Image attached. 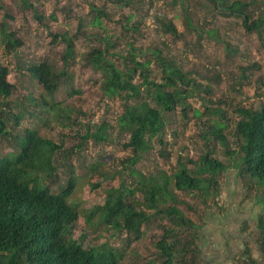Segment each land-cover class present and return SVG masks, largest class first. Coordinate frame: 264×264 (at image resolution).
I'll use <instances>...</instances> for the list:
<instances>
[{
  "label": "trees",
  "instance_id": "trees-1",
  "mask_svg": "<svg viewBox=\"0 0 264 264\" xmlns=\"http://www.w3.org/2000/svg\"><path fill=\"white\" fill-rule=\"evenodd\" d=\"M101 1L114 6H129L132 0ZM171 1L173 5L181 6L184 14L174 18L179 16L182 19L185 31H204L201 25L196 27L192 17L186 14L185 0ZM205 1L210 4L206 9L211 13L238 19L245 31L256 32L258 38H263L264 12L256 11L258 0ZM17 8L24 10L32 6L27 0H19ZM89 8L92 14L90 24L101 28L108 12L94 4ZM2 11V21L12 18L8 9ZM32 12L36 22L47 30L49 44L64 46L59 55L62 66L58 70L45 56L35 62H23L19 53L23 45L21 39L7 31V25L0 21V141L11 149L10 152H0V264H132L128 262L134 249L132 245L143 236L142 227L150 223H154L161 234L151 248L152 254L145 258L146 264H201L199 241L208 224L205 223L206 200L219 194V181L228 170V166L217 157L218 145L230 159L229 165L237 168L238 177L243 180V190L249 192L255 186L261 188L255 191L253 202L260 206V210L264 206V102L258 108L230 103V109L226 111L209 106L204 112L193 110L195 116L205 117L197 134L203 145L200 142L201 147H198L196 140L192 142V147L199 148L200 153L188 156L184 161L179 156L170 174L161 169L145 174L138 163L152 150V140L162 133L165 116L179 111L183 119L187 118L190 107L187 100L205 91L201 97L204 101V97L210 94V86L189 79L177 66L176 59L163 57L158 47L145 51L153 56L161 69L160 74L150 69L152 60L137 59L138 55L142 57V48L125 43L127 51L123 53L117 50L119 44L112 36H100L94 39V45L80 60L83 67L99 73L104 97L123 100V110L116 123L119 133L128 134L122 147L129 154L120 161V167L113 170L106 168L108 157L92 158L75 166L65 160L58 145L40 136L36 128L21 129L18 131L21 135L13 132V127L17 128L22 119L33 116L27 110H18L16 103L9 99L15 84L8 78L16 72V85L27 78L41 87L43 94L38 100L40 107L46 108L43 114L62 128L76 129L80 144L91 141L99 145L112 141L106 134L107 123L95 126L92 131L78 117L69 120L71 124H65L67 118H57L59 105L53 102L52 96L75 61L76 37L67 31L49 29L45 23L56 21L54 14L44 20L34 8ZM132 18L131 13L125 16L120 30L123 36L133 39L135 34L140 35V29L130 24ZM154 24L159 36H170L174 40L180 37L173 18L157 14ZM7 57L15 60L13 69L7 60L6 63L3 60ZM263 95L264 92L260 94ZM13 110L15 113L11 112ZM229 111L232 113L230 118H237L236 121L229 118ZM47 123L43 124L46 126ZM231 123L233 126L229 127ZM175 130L171 133L173 138L178 135ZM57 166L61 167V172L67 171L60 180L54 172ZM101 182L110 184L103 191V203L83 211L78 202H73L81 183L94 190L100 188ZM176 192L195 193L201 198L205 206L204 217L192 207L181 209ZM222 210L218 207L217 213ZM190 211L197 216L199 223L189 216ZM80 219L92 231L99 228L100 232H107L112 237L120 234L119 244L112 246L106 242L99 248H84L73 239L74 226ZM252 222L256 225V256L247 248L238 260L242 264H264V213H257ZM246 223L242 225L243 233H247L246 228L252 225L248 220Z\"/></svg>",
  "mask_w": 264,
  "mask_h": 264
},
{
  "label": "rangeland",
  "instance_id": "rangeland-1",
  "mask_svg": "<svg viewBox=\"0 0 264 264\" xmlns=\"http://www.w3.org/2000/svg\"><path fill=\"white\" fill-rule=\"evenodd\" d=\"M27 2L32 8L19 10L17 8L19 0H0V21L7 25V31L15 33V36L23 43L19 48L21 60L35 62L45 56L57 66L58 70L61 68L62 63L59 55L64 46L49 44L50 37L47 35V30L33 18L32 9L34 8L39 15L43 16L44 20L54 14L56 21L45 23L48 24L49 29L57 32L67 31L76 37L74 43L75 61L70 71L61 79L60 85L52 96L53 102L59 105L57 110L59 112L56 113L57 118H67L65 124H71L69 120L78 117L92 131L95 130V126L101 127L103 123H107L106 134L112 141L99 145L91 141L80 144V137L76 129L73 127L62 128V125L56 124L47 114H43L46 108L40 107V100H38L39 95L43 94L41 87L34 80L29 81L27 78L16 85L18 77L16 72H12L8 78L10 83L15 84L13 94L9 99L16 103L19 107L18 110H27L33 116L22 119L17 128L13 127V132L21 135L22 133H18L21 129L36 128L40 136L58 145L65 160L75 166L81 162H88L92 158L108 157L106 168L113 170L114 167H120V161L129 154L128 150L122 147V144L127 141L128 134L119 133L116 123L117 116L123 110V100L119 97L111 99L104 97L100 89L99 73H93L89 68L83 67L80 60L94 45V39H98L100 36H112L113 40L119 44L117 50L123 53L127 51L125 43L131 44L135 48H142V57L138 55L137 59L140 61L145 58L152 60L150 69L160 74L161 69L154 62L153 56L150 52L145 51L146 48L158 47L162 51L163 57L170 56L172 59H176L177 66L189 79L198 82L199 85L210 86V94L204 97V101L201 97L205 91L199 92V95H194L187 100L190 106L187 118L183 119L179 111L165 116V127L162 133L152 140V150L138 163V167L145 174L154 173L156 169L170 174L179 156L184 161L188 156L200 153L199 148L192 147V142L196 140L198 147L203 145L197 134L205 117L195 116L193 110L204 112L205 107L209 106L219 107L226 111L230 109L228 107L230 103L258 108L264 102V95L260 96L264 92V33L263 38L260 39L256 32L245 31L240 20L211 13L209 9H206V6L209 7L210 4L205 0H185V6H183L186 14L192 17L194 25L199 24L203 27L204 31L199 33L184 30L182 19L179 16L174 18L175 15L184 14L181 11V6L173 5L171 0H132L129 6H114L112 3L101 0H60L58 2L55 0H27ZM258 2L255 4L258 7H256V11L264 12V1L258 0ZM90 4L105 8L109 14L107 19H103L101 28L90 24L92 17L89 10ZM1 8L8 9L12 18L2 21L3 11ZM129 13L133 16L130 24L136 25L140 29V35L135 34L133 39L128 35L127 37L123 36L120 30L121 22ZM157 14L173 18L180 34L177 40L170 36H159L156 33L154 17ZM213 30L216 32L213 33ZM3 60L5 63L7 60L8 66L13 69L15 60L10 57L3 58ZM244 74L246 77L242 78ZM237 90H239L238 94H236ZM11 112L15 113L14 110ZM228 115L230 118L232 113L229 111ZM230 119L237 120V118ZM44 122H48L46 126L43 124ZM231 126H233L232 123L229 127ZM173 129H176L178 134L175 138L171 136ZM217 148L220 150L219 153L216 152L217 157L228 166V170L219 181V194L206 200L205 217L207 222L205 223L210 222L217 214L230 221L233 227L241 230L243 222L246 223L248 220L252 225L250 228H246V237L243 239L244 249H251V254L256 256L254 251L256 225L251 221L255 220L257 213H264V206L260 210V206L253 202L255 191L258 192L261 188L255 186L249 192L243 190V180L238 177L237 168L229 165L230 159H227L222 153L225 151L222 146L218 145ZM0 149L2 153L11 151L2 140ZM61 170V167L57 166L54 171L59 180L60 177L66 176L67 172L66 170L61 172ZM78 173H81L80 170ZM83 185L85 184L81 183L77 187V193L73 196V202H78L79 208L83 211L89 210L95 204L103 203V191L110 187L108 182H101L100 188L94 190ZM176 193L181 209L192 207L204 217L205 206L201 198L197 197L195 193ZM228 194L231 199L228 198ZM218 207L223 208L220 213H217ZM189 216L194 222L199 223L197 216L191 211ZM242 219L244 221L240 222ZM142 230L143 236L132 245L134 249L129 254V263L146 264L145 258L152 254L151 248L161 234L154 223L144 225ZM117 236L112 237L107 232H100L99 228L92 231L82 219L77 221L73 229V238L86 249L89 247L99 248L106 242L117 246L121 235Z\"/></svg>",
  "mask_w": 264,
  "mask_h": 264
},
{
  "label": "crops",
  "instance_id": "crops-1",
  "mask_svg": "<svg viewBox=\"0 0 264 264\" xmlns=\"http://www.w3.org/2000/svg\"><path fill=\"white\" fill-rule=\"evenodd\" d=\"M228 198L231 199L229 194ZM243 221L242 219L240 222ZM244 237H246L245 233L233 227L230 221L223 219L220 215H215L201 232L199 241L200 263L242 264L238 258L242 256L244 251Z\"/></svg>",
  "mask_w": 264,
  "mask_h": 264
},
{
  "label": "clouds",
  "instance_id": "clouds-1",
  "mask_svg": "<svg viewBox=\"0 0 264 264\" xmlns=\"http://www.w3.org/2000/svg\"><path fill=\"white\" fill-rule=\"evenodd\" d=\"M74 239V238H73ZM75 240V239H74Z\"/></svg>",
  "mask_w": 264,
  "mask_h": 264
}]
</instances>
